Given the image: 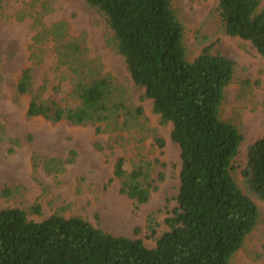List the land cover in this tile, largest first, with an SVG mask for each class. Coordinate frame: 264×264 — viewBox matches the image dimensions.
Instances as JSON below:
<instances>
[{
	"label": "trees",
	"instance_id": "trees-1",
	"mask_svg": "<svg viewBox=\"0 0 264 264\" xmlns=\"http://www.w3.org/2000/svg\"><path fill=\"white\" fill-rule=\"evenodd\" d=\"M86 1L106 20L111 32L107 44L123 58L130 78L143 90L141 100L151 99L160 124L173 126L171 139L181 151L178 205L164 219L167 230L155 237L154 247L140 237L103 230L78 215L55 212L36 221L25 209H0V264H232L260 218L258 205L234 177L244 135L234 122L222 117L235 61L222 53L212 54V45L189 59L185 28L173 0ZM217 1L225 34L248 41L264 57L261 0ZM45 39L54 43L58 63L67 66L72 86L67 103L45 99L41 96L44 86L36 92L34 67L24 68L16 91L32 95L28 116L96 125L98 134L103 125L113 132L128 131L140 158L127 170L126 158L119 157L114 176L120 180L121 194L138 204L147 203L165 180L160 168L165 165L144 152L145 140L153 136L154 144L162 149L165 139L150 126L144 106L133 103L126 87L103 74L88 57L81 39L71 36L67 22L54 23L46 37H36L35 43ZM39 50L31 57L37 63L44 56ZM1 67L0 58V83ZM4 129L0 126V133ZM75 155L72 152V157L62 160L63 165L73 163ZM246 158L241 173L247 189L264 201V134L249 145ZM33 166L41 167L39 155L33 156ZM14 191L0 189V197L12 196ZM29 211L40 215L41 205L36 203ZM151 230L155 236V228Z\"/></svg>",
	"mask_w": 264,
	"mask_h": 264
},
{
	"label": "rangeland",
	"instance_id": "rangeland-1",
	"mask_svg": "<svg viewBox=\"0 0 264 264\" xmlns=\"http://www.w3.org/2000/svg\"><path fill=\"white\" fill-rule=\"evenodd\" d=\"M1 2L0 126L5 129L0 133V189L11 187L15 191L12 196L0 197V209L22 208L36 221L55 212L66 217L78 215L103 230L140 237L148 247H154L155 237L167 230L164 219L178 205L181 151L171 139L172 124L161 125L160 116L153 112V101L141 100L143 90L130 78L123 58L107 44L111 32L106 20L86 0ZM217 5V0H173L185 28L189 59L193 60L205 46L212 45V54L222 53L236 63L233 80L225 91L222 117L234 122L244 135L234 177L258 205L260 218L232 264H264V201L248 191L241 173L249 145L264 134V57L248 41L225 34ZM60 21L68 23L72 37L81 39L88 57L102 73L123 84L133 103L144 106L150 126L165 139L162 149L154 144L153 136L145 140L144 152L150 159L159 157L165 165L160 167L165 172V180L151 193L147 203L138 204L121 194L120 180L114 176V165L119 157L126 158L127 170L133 169L140 158L137 144L135 140L130 142L128 131L113 132L103 125V132L98 134L96 125L30 117L27 109L32 95H19L16 91L23 69L33 66L36 92L44 86L43 98L68 102L65 99H68L72 81L67 66L58 63L52 41L45 39L41 44L35 43L36 37L45 38L48 28ZM38 47L44 52L40 63L31 60ZM42 52L39 50L38 54ZM137 134L133 133L139 138ZM72 152L76 154L74 162L63 165L62 160L72 157ZM35 154L41 158L38 169L33 166ZM36 203L41 205L40 215L29 211Z\"/></svg>",
	"mask_w": 264,
	"mask_h": 264
}]
</instances>
